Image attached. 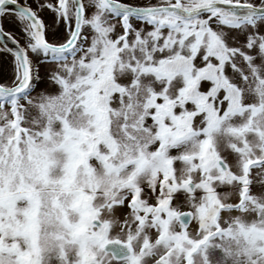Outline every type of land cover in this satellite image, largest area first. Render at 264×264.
<instances>
[{
	"label": "snow or ice",
	"instance_id": "6c2138e0",
	"mask_svg": "<svg viewBox=\"0 0 264 264\" xmlns=\"http://www.w3.org/2000/svg\"><path fill=\"white\" fill-rule=\"evenodd\" d=\"M0 264H264V0H0Z\"/></svg>",
	"mask_w": 264,
	"mask_h": 264
}]
</instances>
